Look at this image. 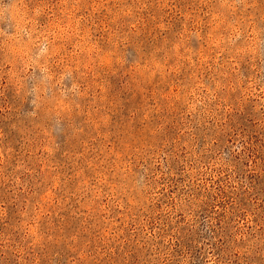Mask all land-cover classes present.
I'll return each mask as SVG.
<instances>
[{
    "label": "rangeland",
    "instance_id": "rangeland-1",
    "mask_svg": "<svg viewBox=\"0 0 264 264\" xmlns=\"http://www.w3.org/2000/svg\"><path fill=\"white\" fill-rule=\"evenodd\" d=\"M0 264H264V0H0Z\"/></svg>",
    "mask_w": 264,
    "mask_h": 264
}]
</instances>
